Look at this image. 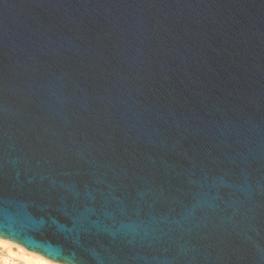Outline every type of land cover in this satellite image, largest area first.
Segmentation results:
<instances>
[{
    "label": "water",
    "instance_id": "water-1",
    "mask_svg": "<svg viewBox=\"0 0 264 264\" xmlns=\"http://www.w3.org/2000/svg\"><path fill=\"white\" fill-rule=\"evenodd\" d=\"M0 238L264 264V0H0Z\"/></svg>",
    "mask_w": 264,
    "mask_h": 264
},
{
    "label": "bare ground",
    "instance_id": "bare-ground-1",
    "mask_svg": "<svg viewBox=\"0 0 264 264\" xmlns=\"http://www.w3.org/2000/svg\"><path fill=\"white\" fill-rule=\"evenodd\" d=\"M7 261H19L23 264H60L31 252L21 245L0 238V264Z\"/></svg>",
    "mask_w": 264,
    "mask_h": 264
},
{
    "label": "built area",
    "instance_id": "built-area-1",
    "mask_svg": "<svg viewBox=\"0 0 264 264\" xmlns=\"http://www.w3.org/2000/svg\"><path fill=\"white\" fill-rule=\"evenodd\" d=\"M1 264H23V263H21V262H19V261H14V262H12V261H7V262H2Z\"/></svg>",
    "mask_w": 264,
    "mask_h": 264
}]
</instances>
